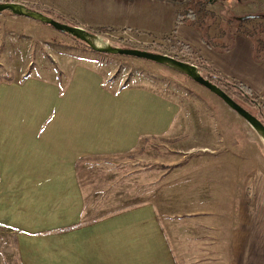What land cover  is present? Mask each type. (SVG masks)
<instances>
[{
    "label": "crops",
    "instance_id": "1",
    "mask_svg": "<svg viewBox=\"0 0 264 264\" xmlns=\"http://www.w3.org/2000/svg\"><path fill=\"white\" fill-rule=\"evenodd\" d=\"M173 29L165 36L190 45L228 82L248 87L264 113V53L254 57L248 36L237 34L219 50L192 25ZM65 53L51 55L53 70L26 75V65L17 76L10 70L0 77V264H9L11 254L18 264H264V191L255 184L264 185V175L236 178L239 201L227 223L219 205L198 221L173 211L172 238L171 223L150 202L84 221L81 159L135 147L146 131L173 127L179 111L144 88L103 87L105 68ZM190 137L184 144L194 142ZM208 177L224 198L221 177Z\"/></svg>",
    "mask_w": 264,
    "mask_h": 264
},
{
    "label": "rangeland",
    "instance_id": "2",
    "mask_svg": "<svg viewBox=\"0 0 264 264\" xmlns=\"http://www.w3.org/2000/svg\"><path fill=\"white\" fill-rule=\"evenodd\" d=\"M2 1L23 3L43 13L52 10L53 18L100 35L112 46L167 54L197 66L200 57L184 56L174 44L176 40L165 36L174 27L175 6L193 9V25L206 32L215 45H229L235 35L251 27L257 29L251 32L252 38L264 40V0H212L210 4L205 0ZM247 16L250 22L241 23ZM60 51L105 68L103 87L112 91L130 85L144 88L174 102L179 111L173 127L171 122L159 133L146 131L135 147L81 159L77 176L85 198L84 221L150 202L164 221L171 223V238L173 211H189L182 216L198 221L202 215L210 216L219 205L227 223V213L239 201L235 189L242 183L236 178L240 174H251L250 179L253 174L264 175V146L250 125L208 89L164 65L131 56L99 54L50 25L0 13V77L10 70L17 76L26 65L27 74L34 69L39 73L53 70L51 55ZM56 58L60 60V55ZM236 95L232 97L237 102L264 120L263 111L256 105L244 104L242 96ZM252 99L257 102L255 96ZM244 126L249 130L244 131ZM230 127L232 133L225 135ZM190 135L194 142L184 144V138ZM212 162L215 166L209 164ZM214 174L221 177L219 181H224L223 188L228 190L224 198L216 197L217 182L207 181ZM244 184L256 190L254 184ZM255 184L264 191L262 183ZM168 242L172 247V241ZM9 264H18L14 254Z\"/></svg>",
    "mask_w": 264,
    "mask_h": 264
},
{
    "label": "water",
    "instance_id": "3",
    "mask_svg": "<svg viewBox=\"0 0 264 264\" xmlns=\"http://www.w3.org/2000/svg\"><path fill=\"white\" fill-rule=\"evenodd\" d=\"M0 13L23 16L41 23L50 25L57 31L68 34L83 43L90 49L111 55H125L135 58L145 59L172 69L178 73L186 75L197 84L205 87L218 98H220L231 110L241 116L255 131L264 146V120L255 116L252 112L237 102L232 96L227 94L221 87L209 80L197 65L180 60L173 56L152 52L138 48H125L112 46L100 35L92 33L78 25H71L59 21L52 16L39 10L31 8L23 3L13 1H0Z\"/></svg>",
    "mask_w": 264,
    "mask_h": 264
},
{
    "label": "trees",
    "instance_id": "4",
    "mask_svg": "<svg viewBox=\"0 0 264 264\" xmlns=\"http://www.w3.org/2000/svg\"><path fill=\"white\" fill-rule=\"evenodd\" d=\"M2 1V0H0ZM205 3H212V0H205ZM205 3H202L201 5L203 6ZM38 10H41L40 8ZM43 11V10H42ZM44 13L50 15V13L54 14V12L52 10L49 11H45ZM58 18H63L62 16L58 17ZM245 20V21H243ZM240 20L241 23H245V22H250L251 18L249 16H247L245 19ZM174 29L175 30L179 25L182 24H187V25H192L193 27H195V21H196V16H195V11L189 7L183 8V9H177L176 10V14H175V20H174ZM196 28V27H195ZM198 31L201 32L202 35V39L203 41L210 47L219 49V50H223L229 47V45H215L214 43H212L206 32L202 31L200 28H196ZM257 31V29H253V27H251V29H248L247 31H243L244 34L248 36L252 41H253V54L254 57L257 59H260L261 57H263V53H264V40L260 37H255L254 39L252 38L253 33ZM260 32V31H259ZM167 38V37H165ZM177 48L179 50H183L186 53L189 54H193L192 52V48L190 45H188L187 43L181 42V41H176L174 43ZM173 45V44H172ZM199 68L202 69L203 74L209 79L211 80L213 83H215L216 85H218L219 87H221L227 94H229L230 96H234L235 95L238 96H242L240 97L244 104L250 105V106H254L255 105V100L252 99L253 96L251 95V93L249 92L248 87H246L245 85H243L242 83H236V82H228L226 80V78L224 76H222L218 71L212 69L210 66L206 65L205 61L202 60L200 58L199 64H198ZM27 75V73H26ZM236 93V94H235ZM249 96V97H248Z\"/></svg>",
    "mask_w": 264,
    "mask_h": 264
},
{
    "label": "built area",
    "instance_id": "5",
    "mask_svg": "<svg viewBox=\"0 0 264 264\" xmlns=\"http://www.w3.org/2000/svg\"><path fill=\"white\" fill-rule=\"evenodd\" d=\"M179 52L183 53L184 56L187 54L186 56H188V57H190V56L193 57V55H191V54H189V53H186V52H183V51H179ZM170 56H171V55H170ZM173 57H174V56H173ZM191 57H190V58H191ZM175 58H176V57H175ZM192 64H193V62H192Z\"/></svg>",
    "mask_w": 264,
    "mask_h": 264
}]
</instances>
